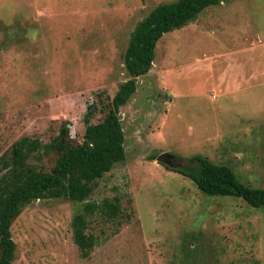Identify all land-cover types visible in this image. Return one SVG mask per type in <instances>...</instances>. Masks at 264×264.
Segmentation results:
<instances>
[{
	"label": "rangeland",
	"instance_id": "obj_1",
	"mask_svg": "<svg viewBox=\"0 0 264 264\" xmlns=\"http://www.w3.org/2000/svg\"><path fill=\"white\" fill-rule=\"evenodd\" d=\"M175 0H0V162L21 139L49 143L61 124L72 144L103 115L125 78L128 35L154 6ZM124 160L86 201L87 257L70 222L82 203L33 201L10 226L12 264H264V207L207 196L179 169L193 156L264 189V0H220L163 34L151 67L118 114ZM166 154L167 165L155 161ZM56 156L29 152L48 172Z\"/></svg>",
	"mask_w": 264,
	"mask_h": 264
},
{
	"label": "trees",
	"instance_id": "obj_2",
	"mask_svg": "<svg viewBox=\"0 0 264 264\" xmlns=\"http://www.w3.org/2000/svg\"><path fill=\"white\" fill-rule=\"evenodd\" d=\"M220 0H175L154 6L130 31L121 56L126 78L118 84L111 98L102 103L103 115L95 124L89 123L92 107L84 115L81 141L72 144L69 129L61 124L57 135L47 144L21 139L11 147L10 158L0 162V264H12L16 246L10 226L22 209L33 201L64 198L82 203L70 222L72 241L83 258L92 245V236L85 233L86 218L100 214L113 218L117 204L102 200L86 201L103 174L124 160L123 135L118 117L136 90V80L149 71L157 40L165 33L192 22L201 11ZM56 156L48 172L25 165L27 153ZM189 179L197 190L207 196L235 197L252 208L264 207V189L251 188L240 182L233 171L215 165L199 156L190 157L179 169H169Z\"/></svg>",
	"mask_w": 264,
	"mask_h": 264
},
{
	"label": "water",
	"instance_id": "obj_3",
	"mask_svg": "<svg viewBox=\"0 0 264 264\" xmlns=\"http://www.w3.org/2000/svg\"><path fill=\"white\" fill-rule=\"evenodd\" d=\"M167 155L166 154H159L155 157V161L158 162V163H161V164H164V165H167L166 163V160H165V157Z\"/></svg>",
	"mask_w": 264,
	"mask_h": 264
}]
</instances>
